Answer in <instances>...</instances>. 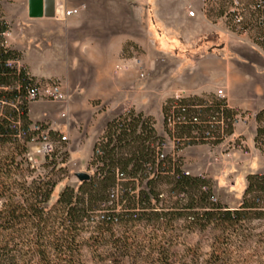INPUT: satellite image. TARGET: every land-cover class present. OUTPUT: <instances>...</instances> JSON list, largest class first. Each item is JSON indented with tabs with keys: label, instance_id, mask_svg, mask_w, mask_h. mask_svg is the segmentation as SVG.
Segmentation results:
<instances>
[{
	"label": "trees",
	"instance_id": "obj_1",
	"mask_svg": "<svg viewBox=\"0 0 264 264\" xmlns=\"http://www.w3.org/2000/svg\"><path fill=\"white\" fill-rule=\"evenodd\" d=\"M251 15L255 18L257 31H262L264 12L255 10ZM261 18L262 24L259 23ZM6 30V26H1L0 34ZM11 58H21V55L4 48L0 36V101L8 103H14L17 97L23 100L30 84L22 71L14 73L5 67L6 60ZM202 102L203 99L191 96L177 103L185 108L188 122L181 128L183 134L188 135L192 129L202 133L203 125L190 122L197 111L189 107L192 103ZM171 103L170 98L165 101L161 107L162 115ZM221 105H225L223 100H214L213 109ZM18 110L9 106L0 108V148L8 147L21 157L29 152L26 145L32 137L28 130L32 122L28 118L26 102L23 101ZM222 115L229 120L227 130L230 133L234 113L225 109ZM17 123L25 134L21 142L16 138ZM255 123L254 142L263 141L264 109L256 114ZM54 136L49 132V142ZM98 139L100 142H95L89 160V180L79 183L76 188L64 187L54 201L51 199L56 182L51 176L63 172L57 168L64 164V159L57 162V153L51 152L44 157L43 167L49 170L48 173L28 183L11 182V169L18 167L14 153H8V157L0 161V264H79V236L86 226H95L96 235L89 239L92 246L111 244L115 249L113 257L117 254L118 259H123L127 250L134 247L139 250V255L146 251L144 259L149 262L152 257L151 264H167L172 243L165 235L172 233L174 220L183 218V228L188 230L203 231L211 227L224 232L237 226L255 207L261 209L260 204H264L262 176H247L242 203L231 209L212 201L214 195L208 179L185 176L180 162L168 158L156 161L157 135L152 117L133 112L125 117H113L105 123ZM117 175L123 179H118ZM161 182L169 187L168 195L176 198L169 208L158 207L163 197L158 190ZM116 187L119 190L111 199L110 191ZM12 188L17 190L19 201H13L9 194ZM138 223L149 229V234L139 238V245L132 233L129 234ZM113 227H122L125 231L113 239L109 234ZM104 234H108V238ZM218 260L217 252L213 251L202 264H218Z\"/></svg>",
	"mask_w": 264,
	"mask_h": 264
},
{
	"label": "rangeland",
	"instance_id": "obj_2",
	"mask_svg": "<svg viewBox=\"0 0 264 264\" xmlns=\"http://www.w3.org/2000/svg\"><path fill=\"white\" fill-rule=\"evenodd\" d=\"M11 1H3V3L5 5ZM155 1L157 0H150L147 12L144 11L143 14H141L143 8L139 5H142L144 0H125L123 2L127 7V18L138 24V26L126 28L129 36L141 35L144 31L148 34L149 40L155 38L153 30L157 29V21L153 14L159 11L160 7ZM206 1L207 5L202 14L204 19H199L197 15L192 18L196 21V26L193 25V35L194 33L198 34L193 36L189 44H185L184 41L186 27V30L181 28L177 32L174 29L175 32L165 35L170 46H165L166 49L160 53L142 50L134 46L122 53L121 61L112 67L107 79L108 88L105 90L111 96V101L108 104H101L99 100H91L88 105H85L76 96L75 85L55 81L65 92L66 101L64 103L39 101L34 106L31 116L47 120L32 123H40L49 128L53 125L61 130V133L50 131L55 134L50 138L52 141L50 142L52 144L51 152L57 153L58 163L64 159V164L57 168H61L63 172L54 173L51 176V179L56 182L51 201H54L56 195L64 187L76 188L79 185L80 182L75 178V174L91 175L89 158L92 156L95 143L91 145L86 141L89 138L87 133L92 127L103 124L107 117L111 116L109 119L116 116L122 117L123 112L129 110L134 114L141 113L144 116L152 117L154 128L157 131L160 130L162 113L159 115L158 104L159 98H161L159 91L162 90V82L167 79L169 72L175 71L176 61H184L191 56L197 57L211 46L229 44L230 42L251 46L261 44V40L264 38V27L261 26L262 31H257L254 26L255 18L251 15L252 10L250 9L254 0ZM200 3L201 0H193L191 8L196 12ZM107 7L108 11L112 10L111 4ZM188 8H185L186 14ZM144 14L145 17L141 19ZM237 19H241V21L238 23ZM241 22H244V27H241ZM141 23L144 25L142 26ZM119 30V25L115 24L109 26L105 33L109 36ZM174 43H181V45H177V49H175ZM154 65L159 68L155 69ZM121 67L125 68L118 70ZM102 92L103 90H101ZM91 105H99L98 110H89ZM63 111H66V114L61 117L60 114ZM253 133V130H249L245 132V135L250 136ZM100 135H97L96 138L98 139ZM61 136H65L67 140L62 142ZM246 145L250 149L246 155L232 150L229 159L218 163L213 161V157L219 153L220 148L217 150H211L204 146L189 148L183 154V169L194 175L193 177L202 175L208 179L211 182L213 199L225 207L235 209L243 200V189L246 184L244 177L264 169L262 160L253 159L248 162L254 155L250 152L251 148L248 143ZM36 149L35 146L26 145V151L33 152ZM10 152L14 153L13 155L16 154L8 147L0 148V161H4ZM24 155L21 157L15 155V163L18 167L11 169V182L28 183L31 180L43 178L48 173L49 170L43 167L44 159L37 157L34 164H29ZM168 189L169 187L164 182L159 183L158 190L163 197L160 198L162 202L158 207L169 208L174 204L176 198L168 195ZM9 194L13 197V201H19L16 189L12 188ZM246 199L249 200L250 197ZM172 225V233L165 235L166 239L169 237V241L172 243L169 247L170 255L167 264H202L213 251L218 254V264H264V211L260 208L255 207L237 226L224 232L212 230L211 227L203 231L185 229L183 228L185 226L183 218L174 220ZM144 226V224L138 223L129 231L138 245L139 240L149 234V229ZM124 231L122 227H113L109 234L113 235V239H116ZM94 232L95 226H86L79 236L81 243L79 264H151L152 257L148 262V259H144L146 251L139 255V250L134 247L128 249L126 254L123 252L125 254L123 259H118L119 255L117 254L114 257L111 256L115 252L111 244H101L94 248L92 242L89 241L90 237H95ZM103 236L108 238V234ZM113 259H118V261L113 263Z\"/></svg>",
	"mask_w": 264,
	"mask_h": 264
},
{
	"label": "crops",
	"instance_id": "obj_3",
	"mask_svg": "<svg viewBox=\"0 0 264 264\" xmlns=\"http://www.w3.org/2000/svg\"><path fill=\"white\" fill-rule=\"evenodd\" d=\"M123 2L125 0H52L49 9L43 8L41 14L34 15L30 12L29 0H12L5 5L1 3L0 11L10 26L7 41L13 50L20 53L31 77L75 85L76 96L85 105L91 100L108 104L111 96L105 90L108 88L107 79L112 67L121 61L124 51L134 46L160 53L166 49L165 46H170L165 35L174 29L179 32L181 28L186 30L187 27L185 44H189L193 36L198 34L193 35L196 21L187 17L185 11V8L193 7V0L155 1L160 7L153 14L157 21L153 40H149L144 31L136 36L127 34V27L138 24L127 18V7ZM149 2L144 0L139 5L143 8L141 14L147 12ZM109 4L111 11H108ZM206 5L207 1L201 0L200 7L196 8V15L201 20L204 19L202 14ZM61 7L81 10L77 15L64 19ZM144 17L145 14L141 19ZM115 24L119 25L120 30L108 36L106 29ZM177 45L181 43H174L175 49ZM174 67L175 71L169 72L159 91V115L162 103L175 93L203 97L222 90L229 108L238 109L250 116L246 123L235 126L234 136L243 137L251 148L250 152L254 156L248 162L253 159L261 161L252 143L257 128L254 116L264 109V57L255 46L239 42L211 46L197 57L176 61ZM38 102L28 107L31 122L47 120L31 116V110ZM98 106L91 105L89 110H98ZM104 123L92 127L87 133L88 139L85 135V140L91 145L97 140V135L102 133ZM50 128L61 133L53 125ZM249 130L254 133L246 136L245 132ZM248 175L244 177L245 183ZM245 188L246 184L243 193Z\"/></svg>",
	"mask_w": 264,
	"mask_h": 264
},
{
	"label": "built area",
	"instance_id": "obj_4",
	"mask_svg": "<svg viewBox=\"0 0 264 264\" xmlns=\"http://www.w3.org/2000/svg\"><path fill=\"white\" fill-rule=\"evenodd\" d=\"M3 1L10 2L11 0H0V5ZM62 11V17L68 18L75 16L79 13L81 8L65 9L60 8ZM252 11L258 10L264 12V0H255L254 4L250 7ZM196 12L193 8L189 7L187 11V17L194 18ZM241 19H237L239 23ZM260 24L263 23L262 18L260 19ZM6 26L7 30L0 34L2 39V45L4 48L13 50L9 43V23L6 21L4 16L0 11V27ZM255 48L261 53L264 57V38L261 40L260 45H255ZM5 67L13 71L14 73L23 72L28 78L29 86H27L23 100L21 97H17L14 103H8L5 100L0 101V108L2 106H9L14 109L16 112H19L18 107L22 102H26L29 105L36 101H48V102H59L64 103L66 101V94L63 91L60 84L52 80H36L30 76L27 72L26 67L21 58H11L6 60ZM125 68V67H124ZM119 68L118 70L124 69ZM18 90L17 87H15ZM192 95H185L184 93H175L170 99L173 100V103L168 105L166 113L162 115V123L160 130L157 131V143H156V161H162L165 158L172 160L173 162H180L182 173L185 176L191 177L194 176L190 172H187L183 169L182 158L185 151L192 147H208L211 150H217L220 148L219 153L215 154L213 161L218 163L220 161H225L230 158L231 151H238L243 155H246L250 149L247 147V143L243 137H235L234 129L235 126L239 123H246L250 118L249 115L242 113L238 109L229 108L225 96L222 90H217L215 93L201 96L199 98L203 99L201 104L192 103L189 107L194 109L196 112L190 119L192 124L204 126L202 133L199 129H192L188 135L183 134L181 128L187 125V119L185 118L184 111L185 108L181 107L177 103L181 100L191 97ZM214 100H223L225 105H221L216 109H213ZM225 109H231L234 113L231 120V132L228 133L227 122L225 120L222 111ZM206 111H209L208 113ZM66 111H63L60 116H65ZM132 111L125 110L122 116H128ZM255 117V116H254ZM17 135L16 138L18 141H22L25 137L23 131L19 129V124H16ZM29 132L32 134L29 145L35 146L37 149L33 152L29 151L25 155V159L29 164L35 163V158L40 157L44 159L45 156L49 155L52 150L51 143L48 140L49 132L51 131L49 127L42 125L40 123H31L28 127ZM62 142H65L67 138L65 136L60 137ZM100 142L99 139L96 140V143ZM253 148L258 151L261 160L264 164V140H259L257 142L253 141ZM95 154L98 155V151H95ZM258 176L264 177V169L257 174ZM205 179L202 175H196ZM118 179H123L120 175H117ZM123 181V180H122ZM119 187L111 190V199L112 195L117 194ZM215 202V199H212ZM261 209H264V204H260Z\"/></svg>",
	"mask_w": 264,
	"mask_h": 264
},
{
	"label": "water",
	"instance_id": "obj_5",
	"mask_svg": "<svg viewBox=\"0 0 264 264\" xmlns=\"http://www.w3.org/2000/svg\"><path fill=\"white\" fill-rule=\"evenodd\" d=\"M52 0H29L30 12L34 15H39L43 8L49 9V4ZM75 178L80 182H85L89 180V176L85 173L75 174Z\"/></svg>",
	"mask_w": 264,
	"mask_h": 264
}]
</instances>
